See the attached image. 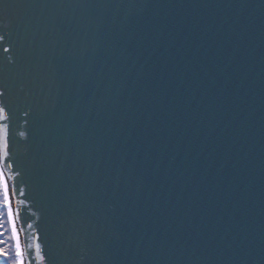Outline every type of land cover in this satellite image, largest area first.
Here are the masks:
<instances>
[{"label":"water","instance_id":"obj_1","mask_svg":"<svg viewBox=\"0 0 264 264\" xmlns=\"http://www.w3.org/2000/svg\"><path fill=\"white\" fill-rule=\"evenodd\" d=\"M0 19L26 264L36 244L49 264H264V0H0Z\"/></svg>","mask_w":264,"mask_h":264},{"label":"snow or ice","instance_id":"obj_2","mask_svg":"<svg viewBox=\"0 0 264 264\" xmlns=\"http://www.w3.org/2000/svg\"><path fill=\"white\" fill-rule=\"evenodd\" d=\"M3 20L0 19V22ZM4 40V36L0 35V41ZM8 48H4V52H8ZM0 87H3L0 85ZM4 91H0V97L4 96ZM29 113L27 111L24 112V115L27 116ZM17 120V112L13 108L10 103L0 102V200L3 201V206L7 210V215L9 218V222L12 224V238L14 240V256L12 257V264H26L24 259L25 252L21 248L20 238L17 235V230L13 217V208L11 204V196L13 194L14 188L12 183L10 182V176L6 169H12L14 171L13 165L9 163L11 158L12 148L15 142V137L18 135L20 140L27 143L29 139V131L27 129L16 132V122ZM7 121L8 123H2ZM21 194L22 191H21ZM31 247V245H29ZM36 258L41 261V264H49V261L46 259L45 255L41 254V246L39 244L35 245ZM11 253L6 248H0V259L7 261L10 257Z\"/></svg>","mask_w":264,"mask_h":264},{"label":"trees","instance_id":"obj_3","mask_svg":"<svg viewBox=\"0 0 264 264\" xmlns=\"http://www.w3.org/2000/svg\"><path fill=\"white\" fill-rule=\"evenodd\" d=\"M12 224L9 222L7 210L3 206V201L0 200V248H6L11 255L7 264H12V257L14 256V240L12 238ZM0 264H5L3 259H0Z\"/></svg>","mask_w":264,"mask_h":264},{"label":"rangeland","instance_id":"obj_4","mask_svg":"<svg viewBox=\"0 0 264 264\" xmlns=\"http://www.w3.org/2000/svg\"><path fill=\"white\" fill-rule=\"evenodd\" d=\"M11 204H12V208H13V217H12V220L15 223L16 230H17V235H19V222H18V217L16 216V211H15L16 209H15V204H14V200H13V197L12 196H11Z\"/></svg>","mask_w":264,"mask_h":264},{"label":"bare ground","instance_id":"obj_5","mask_svg":"<svg viewBox=\"0 0 264 264\" xmlns=\"http://www.w3.org/2000/svg\"><path fill=\"white\" fill-rule=\"evenodd\" d=\"M16 211V210H15ZM16 216L18 217V215H17V211H16Z\"/></svg>","mask_w":264,"mask_h":264}]
</instances>
